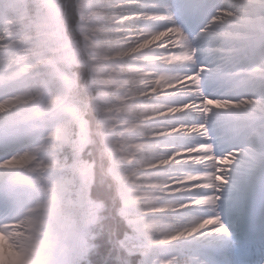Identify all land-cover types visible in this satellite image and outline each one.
I'll list each match as a JSON object with an SVG mask.
<instances>
[{"label":"snow or ice","instance_id":"1","mask_svg":"<svg viewBox=\"0 0 264 264\" xmlns=\"http://www.w3.org/2000/svg\"><path fill=\"white\" fill-rule=\"evenodd\" d=\"M75 7L82 20L91 21L96 17L100 22L111 25V31L118 33L127 46L117 53L119 58L126 61L119 71L107 72L102 55L101 62L93 67V84L101 89V94L96 97V106L103 114L105 149L113 161L110 171L122 179L121 195L126 205L122 215H135L137 202L151 195L150 192L139 191L141 187L155 188L165 183L170 185L166 189L168 195L176 197V203L184 205L175 210V223L161 238L153 237L156 225L148 219L160 216V210L145 211L130 220L134 225L133 234L118 241L126 254L122 264H133V258L137 255L143 258L141 264H202L197 257L189 255L188 246L202 240L216 242L229 234L216 207L219 199L217 193L227 183L230 166L238 158L245 163L264 161V32L250 24L248 13L243 11L248 5L238 0H181L179 9L186 18L203 17L191 39L177 24L164 0H79ZM44 9L47 10L46 15L43 14ZM72 12L71 0L66 5L57 0H33L32 3H28V0H0V49H6L14 40L26 36L20 27L25 17L35 13L41 26L50 23L59 31L65 14ZM152 40L155 43H149ZM173 56L194 64L180 77L181 83L167 89L159 98L165 107L176 109L175 113L156 115L147 125L137 123V116H144L141 109L146 108L142 101L153 95L150 90L138 86V78L149 73L160 79H168L176 65L166 61ZM5 58L8 63L18 62L16 55ZM44 63L42 55H35L27 68L40 76ZM205 83L211 87L210 92L205 91ZM118 84L131 87L125 89L119 104L105 109L104 105L109 101L104 89ZM38 85L44 87L46 80L40 79ZM70 86L69 80L62 91ZM139 92H146L147 96H138ZM81 113L82 109L70 110L71 120L79 125L77 138L72 142L73 161L70 167L79 178L81 196L86 199L97 177L94 165L80 158L91 143V132L81 119ZM193 115L195 118H192ZM165 121L171 122L165 124ZM16 123L15 116L5 119L0 114V131L17 137L23 145L28 142V137L17 131ZM164 128L168 131H162ZM152 131L157 134L150 135ZM54 137L59 143L67 142L66 133L61 129H57ZM187 137H199V141L185 144L183 140ZM218 144L232 147L218 155L215 150ZM56 147L58 144L40 145L24 151L18 159L27 164L37 158V153L45 151L49 153L50 161L56 164ZM205 153L210 157L207 160L194 162L188 159ZM144 154L153 159L158 154H166L174 156V159L171 164L145 168L143 160H136L137 155ZM124 162L137 163L138 167L122 175ZM193 163L197 166L195 172L183 171L182 165ZM177 172L200 177L198 182L201 187L193 190L196 195L173 191L180 187L175 183L178 177L174 173ZM138 173L146 179L157 177V182L136 185L133 177ZM17 183L15 170L0 168V188L7 187L15 192ZM129 184L133 187H128ZM194 200H202L204 204H195ZM8 205L10 219L21 214L19 198ZM209 205V211L214 215L199 217L191 225L185 224V215L189 210L195 211ZM168 207L172 209L175 205L169 203ZM38 247L39 242L35 237L22 243L23 264H36L33 257ZM92 249L91 241L82 242L79 254L88 255ZM40 264H46L43 255Z\"/></svg>","mask_w":264,"mask_h":264},{"label":"clouds","instance_id":"2","mask_svg":"<svg viewBox=\"0 0 264 264\" xmlns=\"http://www.w3.org/2000/svg\"><path fill=\"white\" fill-rule=\"evenodd\" d=\"M33 0H28L32 3ZM58 3L67 4L69 0H57ZM79 0H71L73 12L65 14L61 30L52 24L41 26L37 14L33 13L20 22V27L26 36L14 40L6 49H0V114L3 118L15 116L17 131L28 137V142L23 144L10 158L0 162V168L15 170L18 183L15 192L7 187L0 188V200L8 204L19 198L22 203L21 214L9 221L0 224V264H23L24 253L21 245L32 237L39 242L34 260L40 264L42 255L46 264H92L88 255H80L82 242L93 240L104 230L106 221L119 219L129 230L126 235H132L134 225L130 220L136 219L142 212L158 209L161 215L148 218L149 222L156 225L152 235L161 238L171 225L175 223V210L184 207L176 203L177 198L169 196L163 186L141 187L139 191L150 192V196L141 198L137 204L135 215H122L126 209L122 198V179L110 171L113 161L107 154L104 143L105 125L102 122L103 114L98 111L96 97L101 94L99 85L93 84L95 75L93 67L101 62L107 66V72L120 70L126 61L117 56L125 50L126 45L119 38V34L111 31V25L100 22L93 17L91 21L82 20L81 14L76 10ZM248 7L243 9L249 15L250 24L257 30L264 32V0H238ZM44 15L47 10L44 9ZM82 25L86 27L82 28ZM160 38H163L162 36ZM143 44V41L141 42ZM149 43H155L154 40ZM7 55H16L18 62L8 63ZM35 55H42L45 63L41 68V75L28 70L27 65ZM195 59V49L192 50ZM166 63L176 65L171 69L168 79H160L149 73H144L139 79V87L148 89L153 93L142 101L146 108H142L144 116H137V123L145 125L156 115L174 114L176 109L165 107L159 99L170 88H175L181 83L180 77L184 72L194 67L192 62L177 60L175 56L169 57ZM46 80V85L40 87L38 81ZM71 81V86L62 91L64 84ZM131 85H114L104 89L109 103L105 109L119 104L120 97L126 88ZM11 93V94H9ZM138 96H147L146 92L137 93ZM53 101H55L53 103ZM82 109L81 119L87 123L91 132V143L80 158L94 165L97 177L95 183L88 190L86 199L81 196L79 178L70 167L73 161L72 142L77 138L79 125L71 120L70 110ZM115 115V113H112ZM165 121L164 123H170ZM61 129L66 133L67 142L59 143L54 133ZM162 131H168L164 128ZM150 135L157 133L152 131ZM199 138V137H194ZM57 145L55 148L56 164L49 159V153L41 151L37 158L28 162L19 160L24 151L31 150L40 145ZM132 151L131 149H126ZM210 157L205 153L190 156L194 162L207 160ZM174 156L157 155L150 158L148 154L137 155L136 160L144 161L145 168H155L165 163L171 164ZM179 164V161L176 162ZM69 165V167H65ZM193 164L182 165L184 172H195ZM137 163L124 162L122 175L127 170L137 168ZM35 169V171H29ZM175 183L180 187L174 192L194 196L193 191L201 187L200 177L197 175H180ZM136 185H151L157 182V177L145 178L139 174ZM101 186L107 197L93 194V189ZM128 187H133L129 184ZM169 203L175 205L168 207ZM193 203L202 205L204 201L194 200ZM95 205H99L96 208ZM209 210L208 207H204ZM189 210L185 215V224L195 223L199 216L191 214ZM94 247V245H93ZM142 257L137 264H141Z\"/></svg>","mask_w":264,"mask_h":264},{"label":"rangeland","instance_id":"3","mask_svg":"<svg viewBox=\"0 0 264 264\" xmlns=\"http://www.w3.org/2000/svg\"><path fill=\"white\" fill-rule=\"evenodd\" d=\"M164 2L177 24L184 29L185 33L188 34L191 39L198 31L203 17L193 16L191 18H186L179 9L181 0H164ZM211 90V87L205 83V91L210 92ZM192 118H195V116L193 115ZM1 135H6L8 138L2 139ZM198 141L199 138L187 137L183 140V143L194 144ZM22 146L23 145L19 142L17 137L7 132L0 131V162L5 158H10L11 155ZM231 147V145L227 144H218L215 150L219 155L222 152L229 151ZM193 167L195 169L197 168V166ZM226 179L227 183L224 185L223 189L217 193L219 199L216 212L219 213L220 220L227 227L229 234L216 242L209 243L202 240L199 243L188 246L190 249L189 255L197 257L202 264H238L237 255L242 254L244 247H247L251 252L255 250V252L260 254L259 256L264 252V248L260 246L264 243V236L262 240H258L257 243L248 244L246 240L247 237H245L242 232L243 226L249 221V216L247 215L248 210L255 200H262V209H258L257 212H264V161H249L245 163L238 158L237 161L230 166ZM191 214L199 217L214 215V213H211L206 208L192 211ZM9 220V205L7 207L0 206V222ZM262 227H264V224ZM259 242L261 244H258ZM224 243L226 244L222 248L215 246L218 244L223 245ZM235 253L237 255H235ZM185 259H187V257H185ZM262 259L261 263L258 264H264V258ZM239 263L241 264L242 262Z\"/></svg>","mask_w":264,"mask_h":264},{"label":"trees","instance_id":"4","mask_svg":"<svg viewBox=\"0 0 264 264\" xmlns=\"http://www.w3.org/2000/svg\"><path fill=\"white\" fill-rule=\"evenodd\" d=\"M93 194L97 196L107 197L109 193L105 192L104 189L97 185L93 189ZM261 224L264 223V213L260 217ZM257 230L250 229L248 227L243 228L245 236L249 234L250 238H255L256 234L262 236L264 232V227L261 225L256 228ZM128 229L125 224L119 219H109L106 221L105 228L101 231L93 240V249L88 254V258L91 260L92 264H122V260L125 258L126 254L119 247L118 241L123 240L128 233ZM223 245H215L218 248H222ZM257 258V253L252 256L250 262H254ZM141 257L137 255L133 258V264H137Z\"/></svg>","mask_w":264,"mask_h":264},{"label":"bare ground","instance_id":"5","mask_svg":"<svg viewBox=\"0 0 264 264\" xmlns=\"http://www.w3.org/2000/svg\"><path fill=\"white\" fill-rule=\"evenodd\" d=\"M2 139H7L8 137H6V135H1Z\"/></svg>","mask_w":264,"mask_h":264}]
</instances>
